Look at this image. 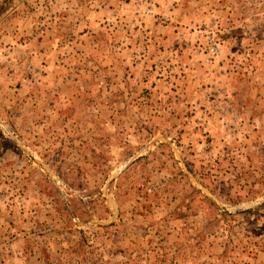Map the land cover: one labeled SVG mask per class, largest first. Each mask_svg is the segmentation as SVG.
<instances>
[{"label": "rangeland", "instance_id": "rangeland-1", "mask_svg": "<svg viewBox=\"0 0 264 264\" xmlns=\"http://www.w3.org/2000/svg\"><path fill=\"white\" fill-rule=\"evenodd\" d=\"M0 264H264V0H0Z\"/></svg>", "mask_w": 264, "mask_h": 264}]
</instances>
